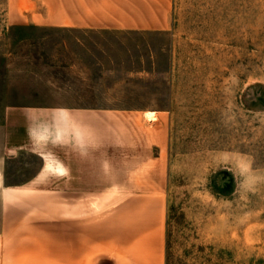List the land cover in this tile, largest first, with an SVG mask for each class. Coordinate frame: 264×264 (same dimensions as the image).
<instances>
[{
  "label": "rangeland",
  "instance_id": "rangeland-1",
  "mask_svg": "<svg viewBox=\"0 0 264 264\" xmlns=\"http://www.w3.org/2000/svg\"><path fill=\"white\" fill-rule=\"evenodd\" d=\"M175 7L169 34L92 32L82 45L67 30L7 28L0 0V124L24 103L168 112L167 264H264V0ZM15 162L12 180L39 165ZM53 193L5 205L0 191L7 244L21 216L66 212Z\"/></svg>",
  "mask_w": 264,
  "mask_h": 264
},
{
  "label": "crops",
  "instance_id": "crops-1",
  "mask_svg": "<svg viewBox=\"0 0 264 264\" xmlns=\"http://www.w3.org/2000/svg\"><path fill=\"white\" fill-rule=\"evenodd\" d=\"M176 15L175 0H5L4 22L67 30L85 45L79 37L92 32L169 34ZM170 126L166 111L7 106L2 202L52 191L66 212L21 216L26 225L11 232L8 244L3 215L0 264H167ZM26 157L39 165L8 178V168Z\"/></svg>",
  "mask_w": 264,
  "mask_h": 264
},
{
  "label": "bare ground",
  "instance_id": "bare-ground-1",
  "mask_svg": "<svg viewBox=\"0 0 264 264\" xmlns=\"http://www.w3.org/2000/svg\"><path fill=\"white\" fill-rule=\"evenodd\" d=\"M147 116L152 118L153 114L150 112V113H147ZM51 162H52L51 158H47V163H48L47 165H51Z\"/></svg>",
  "mask_w": 264,
  "mask_h": 264
}]
</instances>
